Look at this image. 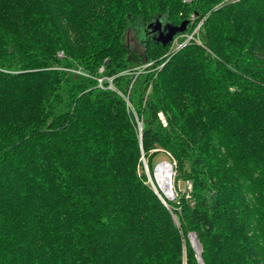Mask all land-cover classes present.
<instances>
[{
    "label": "trees",
    "instance_id": "obj_1",
    "mask_svg": "<svg viewBox=\"0 0 264 264\" xmlns=\"http://www.w3.org/2000/svg\"><path fill=\"white\" fill-rule=\"evenodd\" d=\"M192 232L264 264V0H0V264H202Z\"/></svg>",
    "mask_w": 264,
    "mask_h": 264
},
{
    "label": "water",
    "instance_id": "obj_2",
    "mask_svg": "<svg viewBox=\"0 0 264 264\" xmlns=\"http://www.w3.org/2000/svg\"><path fill=\"white\" fill-rule=\"evenodd\" d=\"M188 24H189V19L183 20L181 24H173L169 22L165 17H157L153 21L149 22L148 25L145 28H143L144 30L142 29L143 31L142 36L144 37V39H142V37L140 36V32L137 30V33L140 36V44H144L149 35H151L155 39V41L161 42L163 45L171 44L174 42L176 38H178L179 36H181V34L185 32V30L188 27ZM164 163H167L168 165H170L171 168H173V164L171 162L163 161L159 163L154 169L155 178H157L156 176H157V170L159 166ZM145 167L148 170V166L145 165ZM154 187H155L156 192L159 194L162 200L166 203L165 199L159 193L158 188L155 185ZM170 187H171V184H170ZM167 197L171 198V196H167ZM189 238L192 242L193 247L196 250L199 261L203 264V259L201 256L202 248H201L197 235L192 232L189 234Z\"/></svg>",
    "mask_w": 264,
    "mask_h": 264
},
{
    "label": "rangeland",
    "instance_id": "obj_3",
    "mask_svg": "<svg viewBox=\"0 0 264 264\" xmlns=\"http://www.w3.org/2000/svg\"><path fill=\"white\" fill-rule=\"evenodd\" d=\"M199 27V26H198ZM198 27L196 28V30L198 29ZM138 31L140 32V36L142 37V39H144V37L142 36V31L140 30V29H138ZM180 38H182V37H180ZM178 39L173 45H172V47L171 48H175L182 40L181 39ZM133 41L135 42V43H137V38H134L133 37ZM153 65H155L153 68H155L156 69V67H162V64L161 63H159V64H153ZM151 67V66H150ZM152 68V67H151ZM132 69H136V68H132ZM138 69V68H137ZM141 69V68H140ZM146 69H150V68H146ZM101 72L103 71V69H101L100 70ZM103 77H108V76H103ZM100 78H102V77H100ZM112 78V80H113V78L114 77H111ZM140 125H141V123H139V131H140ZM157 160H158V163L156 164V166L159 164V163H161V162H163V161H168V162H170L168 159H167V157L165 156V155H163V154H161V155H159V156H157ZM141 162H142V167H143V170H144V172H145V175H146V177L148 178V181H150L152 184L154 183V185L158 188V190H159V193L161 194V196L163 197V195H162V193L164 194V191L159 187V185H158V182H157V178H155L154 177V171H153V173H151V171H150V169H149V166H148V163H147V160H146V158L144 157V155H142L141 156ZM145 165H147L148 166V170L146 169V167H145ZM155 166V167H156ZM175 164L173 163V193H172V195H171V198H168L165 194V196L168 198V199H174L175 198V196L177 195V190L179 191V190H181L182 192H184V191H186L187 189H190L189 188V183H190V181H187V182H182V183H178L177 185L175 184V175H176V171H175ZM155 169V168H154ZM154 185H153V187H154ZM155 188V187H154ZM156 191V190H155ZM162 193H161V192ZM190 239V238H189ZM190 242H191V240H190ZM191 244H192V242H191ZM193 246V245H192Z\"/></svg>",
    "mask_w": 264,
    "mask_h": 264
},
{
    "label": "bare ground",
    "instance_id": "obj_4",
    "mask_svg": "<svg viewBox=\"0 0 264 264\" xmlns=\"http://www.w3.org/2000/svg\"><path fill=\"white\" fill-rule=\"evenodd\" d=\"M156 177L158 185L164 191V194L166 196H171L173 193V168L167 163L160 165Z\"/></svg>",
    "mask_w": 264,
    "mask_h": 264
},
{
    "label": "built area",
    "instance_id": "obj_5",
    "mask_svg": "<svg viewBox=\"0 0 264 264\" xmlns=\"http://www.w3.org/2000/svg\"><path fill=\"white\" fill-rule=\"evenodd\" d=\"M193 37V35H187L185 37V39L183 41H181L176 47L179 48L180 46H182L183 44H185L186 42H188L191 38ZM180 38V36L178 38H176L173 42V44ZM61 54V53H60ZM153 62L150 61V62H147L145 63L141 69H146V68H150V66H152ZM102 69V68H101ZM106 78L110 81V84H109V87H112L113 84H112V78L110 77H102V78H99V85L102 86V81L103 79ZM161 119L163 120L164 124H166V121H165V118H164V115L162 113L159 114ZM140 129H141V125H140ZM189 188H191V183H189Z\"/></svg>",
    "mask_w": 264,
    "mask_h": 264
}]
</instances>
